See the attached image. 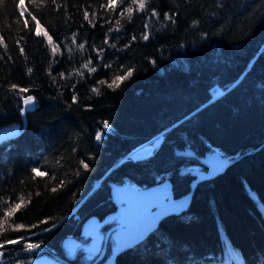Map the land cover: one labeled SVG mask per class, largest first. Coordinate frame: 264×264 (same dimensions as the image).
<instances>
[{
  "label": "trees",
  "instance_id": "16d2710c",
  "mask_svg": "<svg viewBox=\"0 0 264 264\" xmlns=\"http://www.w3.org/2000/svg\"><path fill=\"white\" fill-rule=\"evenodd\" d=\"M115 2L113 9L108 0H24L23 16L19 0L0 5V127L24 126L0 144V219L24 199L0 228V254L34 242L72 264H91L99 253L89 256L94 242L80 234L82 222L116 209V185L169 179L174 197L188 193L194 177L180 171L198 163L175 150L190 148L235 161L196 183L187 207L115 264H264V0H146L144 10L137 3L131 11V0ZM128 68L132 76L109 89ZM214 85L223 94L211 100ZM28 95L33 110L23 104ZM158 137L149 156L126 157ZM66 236L81 242L72 255L60 245ZM226 246L239 261L228 259ZM112 249L111 241L96 264Z\"/></svg>",
  "mask_w": 264,
  "mask_h": 264
},
{
  "label": "water",
  "instance_id": "95a60500",
  "mask_svg": "<svg viewBox=\"0 0 264 264\" xmlns=\"http://www.w3.org/2000/svg\"><path fill=\"white\" fill-rule=\"evenodd\" d=\"M212 100V99H211ZM35 107V99L34 102L26 106L27 109L33 110ZM24 130V126H22L20 123H14L9 125H4L0 127V144L4 141L12 140L17 138L22 134ZM150 141L145 142L144 144H148ZM142 145V144H141ZM248 153V152H247ZM175 154L177 155H187L190 158H194L199 167L190 169V168H182L180 173L181 174H187L189 173L191 176L194 177V179L190 183V191L186 193L183 196L174 197L173 196V190H172V183L169 179H164L161 182H158L154 185L139 188L130 184H122L114 186L110 191L111 201L116 206V209L105 215L102 219H99L97 216L92 215L85 219L81 225V235H87L93 238V242L96 240V236L93 234H89V226L90 225H98L97 233L99 230V226L104 223L107 220L112 219L114 216H119V222L117 224V227L122 225H132L136 221L143 219L146 223H151L153 216H157L158 213H163V215H158L154 227L146 233V235L141 239L138 243L122 248L120 251L114 252V241H115V234L114 231H110V229L106 232L103 238V246L102 251L97 255V257L91 262V264H96L97 262L101 261L104 254H105V248H106V242L107 239L111 238L113 242V249L112 253L102 262V264H115V260L119 254L124 252L125 250H128L137 244H139L141 241H143L145 238H147L158 226L160 221L164 219L165 217L169 216L172 213H177L183 209H185L189 203L190 195L192 193V189L194 188L195 184L205 180L214 178L215 176L221 174L228 165H230L232 162L235 161V159L227 158L222 155H220L217 152L208 151L205 152L203 155H197L192 149L185 148L184 150H175ZM219 156L221 159L225 160V165L218 171L213 173V163L216 156ZM130 153L126 156L129 157ZM238 158V157H237ZM125 158L121 159L118 163L123 161ZM133 159V158H131ZM134 160V159H133ZM131 186L134 189H128L127 191L123 192L122 190L128 188ZM166 187V195L161 192L159 193V196H144L141 192H153L157 189H165ZM135 189L139 190L140 192H137ZM118 192L120 194L121 199H118ZM161 200L164 204H168L169 201L171 202H179L183 200H187V204L179 211H166L163 204L161 203ZM166 211V212H165ZM118 229V228H117ZM110 234V235H109ZM99 235V233H98ZM99 237H101L99 235ZM74 243L80 246V241L72 236H66L61 240V248L68 252L67 245L69 243ZM30 264H53L45 257H40L36 260H33Z\"/></svg>",
  "mask_w": 264,
  "mask_h": 264
},
{
  "label": "snow or ice",
  "instance_id": "6c2138e0",
  "mask_svg": "<svg viewBox=\"0 0 264 264\" xmlns=\"http://www.w3.org/2000/svg\"><path fill=\"white\" fill-rule=\"evenodd\" d=\"M54 2V0H53ZM4 3V0H0V5H2ZM120 3H124V0H120ZM138 3V8L140 10H144L145 9V4H146V0H131V4L129 6V8L125 9V11H131V5H137ZM18 7L20 10V14L23 16L24 12L27 10L26 9V5L24 3V0H19L18 3ZM108 7H111L113 9H115L117 7V4L115 2V0H108ZM152 15H156L155 11H153ZM28 16L33 20L36 21V35L39 36L40 35V27H39V21L36 19V16L32 15V13L29 11L28 12ZM85 19H87V14H85ZM117 23H119V21H117ZM25 25H27V20H25ZM117 31H119V29H117ZM148 35L144 34L143 35V39H148ZM133 39H135V37H133ZM80 47L82 48L83 45H80ZM21 52H23V49H21ZM87 66V65H85ZM106 67H110V65H106ZM96 69L93 68L92 71H95ZM29 72H31V69H28ZM133 74V69L128 68L127 71L124 73V75H117L111 83H107V87L109 89H113L114 90V86L116 88H118L120 86V82H122L123 80L127 79L128 77H131ZM100 83H106L105 81H101ZM18 88V86L16 84H12L10 90H16ZM27 89L24 88H20L19 92L23 93L26 92ZM93 92H95L97 95H99V90L97 88H93L92 89ZM73 101H76V97L73 96ZM34 102V97L31 95L26 96L23 99V104L25 106H29ZM110 125L107 121H105L103 123V128L107 129L109 128ZM102 138L101 133H96L95 135V139L97 141H100ZM155 143L156 141H152L150 142V144L148 146H145L143 148H141L140 150H138L136 153H134L135 158L140 159L143 157L148 156L153 148L155 147ZM80 165L82 166L83 169L87 170L89 168V164L86 163L84 160H80ZM226 161L221 159L218 155L215 157L214 163H213V173L218 172L224 165H225ZM31 172L35 174V176H46L47 173L46 172H41L39 171L38 168L33 167L31 169ZM76 175H80V172L77 171L75 173ZM52 179H55V176L52 177ZM65 181L60 180L58 183V187H62L64 185ZM166 187L165 189H157L154 190L153 192H141L142 195L144 196H159V193L163 192L165 195L166 193ZM128 189H134L131 186H129L128 188L122 190L123 192L127 191ZM137 192H140L139 190L135 189ZM52 192H56L57 188H52L51 189ZM160 197V196H159ZM118 199H121L120 194L118 192ZM3 203H8L7 201H2ZM161 203L163 204L164 208L166 209V211H179L181 210L186 204H187V200H183V201H179V202H171L169 201L168 204H164L163 201L161 200ZM24 204V199L23 197H21L19 199V202H16L14 204H8L7 208L4 210L3 212V218L0 219V228L3 227V224L5 222L8 221L9 218H11L16 212H18L21 207ZM165 211V212H166ZM163 213H158V215H163ZM157 216H153L151 223H146L143 219L136 221L134 224L132 225H120L118 229H116L114 231L115 234V241H114V252L116 251H120L122 248H126V247H130L136 243H138L141 239H143V237L146 235V233L148 231H150L156 222ZM47 220L41 221V223H47ZM55 225H53L54 227ZM19 228H23V225L18 226ZM32 227H35V225H33ZM97 228L98 225H90L89 226V234H93L96 236V240L94 241L93 245L87 249L89 256H93L95 254H98L102 251L101 247H100V239L101 237H99L98 233H97ZM48 229H45V231H47ZM25 240V237L21 236L16 240H10L7 241V243H19L21 241ZM3 247V244H0V248ZM41 247L40 244L38 243H27L25 246V250L29 251V252H34L35 250L39 249ZM80 246L74 243H69L67 245L69 254L72 255L74 254L77 249ZM227 247V256L228 259L230 261H239L240 256L238 253H236L230 246H226Z\"/></svg>",
  "mask_w": 264,
  "mask_h": 264
},
{
  "label": "flooded vegetation",
  "instance_id": "af4514ba",
  "mask_svg": "<svg viewBox=\"0 0 264 264\" xmlns=\"http://www.w3.org/2000/svg\"><path fill=\"white\" fill-rule=\"evenodd\" d=\"M117 217H118V222H119V216L118 215L114 216L112 219L117 218ZM112 219L105 221L104 223H102L99 226L98 232H99V234H101V236H103L102 241H101L102 246H103V238H104V235L106 234V232L109 229H110V231H113V230L119 228V227H117L118 222H114V223L110 222ZM108 242H111L110 236L107 239L106 245L108 244ZM29 243H32V242H29ZM47 253H49V254H47ZM12 256L6 257L5 258L6 260H4V258L2 257V254H0V264H2L1 261L7 262V264H8L9 260H11V261L15 260L14 262H11L9 264H12V263H14V264H30L33 260H36L40 257L47 258L53 264H72L71 262H68L65 259H62L61 257L56 255L55 253L48 251L47 248H43L42 246L39 249L35 250L34 252H29V251H26L25 249H23L22 253H20V254L16 253L15 255H12Z\"/></svg>",
  "mask_w": 264,
  "mask_h": 264
},
{
  "label": "bare ground",
  "instance_id": "6f19581e",
  "mask_svg": "<svg viewBox=\"0 0 264 264\" xmlns=\"http://www.w3.org/2000/svg\"><path fill=\"white\" fill-rule=\"evenodd\" d=\"M220 87L218 86V85H214L213 87H211L210 88V90H209V92H210V94L212 93V95L214 96V97H216V95L218 96V94L220 93V89H219ZM149 145V143L148 144H142V145H139V146H137V147H135V148H133L129 153H130V156H129V158H133L134 160H137V158H135V156H134V153H136L138 150H140L141 148H143V147H145V146H148ZM185 149V148H184ZM184 149H177V150H184ZM128 153V154H129ZM127 154V155H128ZM181 156H184V155H181ZM147 157V156H146ZM185 157H187V158H190L189 156H187V155H185ZM126 158V157H125ZM143 158H145V157H143ZM140 159H142V158H140ZM187 168H190V169H193V168H196V166H190V167H187ZM124 184H127V183H124ZM122 185V184H121ZM117 186V185H116ZM113 188V187H112ZM140 188H143V187H140ZM111 197V196H110ZM83 223V222H82ZM80 241V240H79ZM81 244V243H80ZM48 251H51V252H53L52 250H50V249H47ZM47 254H49V253H47ZM47 259V258H46ZM4 260H6V259H4ZM1 263L2 264H7V262H4V261H1Z\"/></svg>",
  "mask_w": 264,
  "mask_h": 264
},
{
  "label": "rangeland",
  "instance_id": "374dc122",
  "mask_svg": "<svg viewBox=\"0 0 264 264\" xmlns=\"http://www.w3.org/2000/svg\"><path fill=\"white\" fill-rule=\"evenodd\" d=\"M219 91H220V93L218 94V96L216 95V97H213V95H212V93H211V97H212L211 99H212V100L216 99L217 97H219V96H221V95L223 94V91H222L221 88H220ZM101 136H102V135H101ZM155 141H156V140H155ZM156 143H157V142H156ZM156 143H155V145H156ZM149 155H150V154H149Z\"/></svg>",
  "mask_w": 264,
  "mask_h": 264
}]
</instances>
